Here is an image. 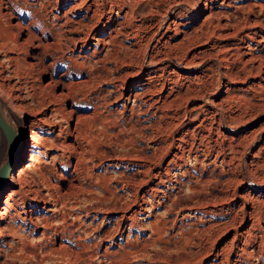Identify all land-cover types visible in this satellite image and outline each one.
<instances>
[{
  "label": "rangeland",
  "instance_id": "obj_1",
  "mask_svg": "<svg viewBox=\"0 0 264 264\" xmlns=\"http://www.w3.org/2000/svg\"><path fill=\"white\" fill-rule=\"evenodd\" d=\"M12 1L14 4L0 1V99L10 117L18 121L24 147L20 162L15 163L0 190V205L10 188L11 174L18 166L27 170L22 177L25 186L32 183V187L37 188L40 185L46 196L48 190L38 172L40 169L49 176L55 188L67 186L64 175L72 166L64 168L60 155L62 147L51 142L53 139L59 143L72 141L73 136L59 133L61 128L72 130L77 124L82 127L87 137L82 140L87 148L85 164L92 174L81 178L85 187L83 195L70 194L68 204L71 206L59 210L58 217L69 218L65 222L52 220L50 229L44 227L45 219L42 218L46 215V205L34 198V191L28 193L25 204L18 195H13L10 211L15 212L16 220L8 219L0 224V264H84L73 251L85 242L89 247L92 245L89 249L94 248L88 250L93 253L90 259L86 258L88 264H264V240L258 243L260 254L240 257L245 244L249 250L250 244H257L255 239L250 242L248 232L264 236V61L261 62L264 58H260L264 54V39L256 41L264 35V27L252 23L254 10L259 9L256 4H264V0H130L133 13L121 25H114L116 21L113 20L119 17L124 21L125 8H121V0H90L96 15L74 33L80 39H58L56 36L58 41L46 47L38 46L35 39L26 35L32 30L43 35L40 28L30 26L28 31L13 25L14 14L22 15L19 7L29 1L39 17L57 20V11L62 14L69 4L82 0L52 1L50 5L45 4V8L39 5L41 0ZM253 2L254 10H249L248 4ZM219 7L223 10L219 13L220 21H228L227 27L218 25L216 18L207 15L210 9L218 12ZM242 13L249 16V23L240 19L245 18ZM80 14L69 12L76 18L81 17ZM22 17L27 23L29 16ZM239 20L242 21L240 25L235 24ZM194 27H198L200 35L190 37ZM232 29L238 36L228 34ZM48 33L50 31L45 35ZM109 33L111 39L105 40V44L98 43L96 37ZM61 72L66 73L69 96L57 102L54 98L60 86L53 78ZM148 76V92L142 91L137 96L130 94L140 82H147ZM15 102L25 105L27 118L14 111L12 104ZM56 108L61 109L60 112ZM208 127L220 140L232 139L240 144L227 162L216 158L214 152L207 155L205 145L210 138L202 133ZM6 144L0 127V163ZM142 153L149 155L148 182L142 185L138 174L140 178L136 177L133 186L127 176L143 169L140 166ZM75 160L73 155L71 162ZM113 180H117L118 188L114 187ZM107 188L122 195L116 205L119 207H116V215L110 212L111 206L110 210L106 209L113 200V192ZM96 196H104L105 200L97 198L98 201ZM101 203L103 208L99 206ZM123 203H126L125 209L121 208ZM251 204L258 212V226L243 214L251 209ZM87 205L92 209H88L86 215L84 207ZM16 208L20 212L16 213ZM205 208L210 211L204 212ZM37 209L38 227L29 220L30 212L36 213ZM230 213L234 215L233 224L223 229L221 225ZM92 217L98 220L93 221ZM98 221L103 222L102 231L108 226L114 227L113 231L110 228L112 236L110 232L107 236L104 234V238L102 235V239L97 236L93 225ZM11 223L18 232L14 236L7 226ZM73 226H77L76 229ZM80 229L89 233L84 234ZM237 234L244 236L236 238Z\"/></svg>",
  "mask_w": 264,
  "mask_h": 264
},
{
  "label": "bare ground",
  "instance_id": "obj_2",
  "mask_svg": "<svg viewBox=\"0 0 264 264\" xmlns=\"http://www.w3.org/2000/svg\"><path fill=\"white\" fill-rule=\"evenodd\" d=\"M0 1H2V0H0ZM7 1H10L12 4H14V1H12V0H7ZM7 1L5 2V0H4V2L5 3H7ZM40 1V0H39ZM44 1V2H43ZM52 1H54L55 3H61V1L62 0H41V2H40V4L39 5H41L43 8H45V4H48V5H50L51 3H53ZM81 1V0H80ZM84 0H82L81 2H83ZM90 0H86V1H84L83 3H81V2H79V1H74V3L73 4H69V8L68 9H66V10H64V12H62V14L59 12V11H57L56 13H55V15H56V18H57V20H49V19H44V18H41V17H39V13H38V11H37V9L34 7V5H33V3H31V2H29V1H27V3H26V5L23 7V6H20L19 7V12L22 14L21 16H18V15H15L14 14V17L16 18V21H15V23H13V25H16V26H20L22 29H24V28H27V30L28 31H30V26H32V27H34V26H36V27H38V28H40L41 30H42V34L43 35H40L39 34V31H33L32 30V32H28L26 35L27 36H29V38H32V39H35L36 41H37V45L38 46H41V47H46V46H51V45H53V44H55V42H56V40H57V37H58V39H68V40H72V39H80V36L79 37H76L75 36V32H77V31H79V28L80 27H82V25L84 26V23H85V21L86 20H88V19H93V16L94 15H96V9L94 8V4L92 3V2H89ZM94 1V0H93ZM79 2V3H78ZM89 2V3H88ZM76 3H78V4H76ZM255 3H257V2H255ZM2 4V3H1ZM8 4V3H7ZM15 4H17V3H15ZM119 4H121L122 6H121V8L123 9V8H125V12H124V21H121V19H119V17H115V18H113V20L114 21H116L115 22V24L114 25H121V24H123L125 21H126V18L130 15H132V13H133V8H132V4H131V1L130 0H121V3H119ZM254 2H253V4L252 3H249L248 4V8H249V10H252L253 9V7H254ZM258 7H259V9H257L258 11L256 12L254 9V19H252V23H255V24H259V25H261V26H263L264 27V17L262 18V17H260V14H262V15H264V4H261V3H259V4H256ZM218 7V6H217ZM236 7V6H235ZM17 8V7H16ZM8 9H10L9 10V13L10 14H13L12 12H13V10L11 9V8H8ZM50 9V8H49ZM119 9V8H118ZM219 10H218V12L217 11H212L211 9L209 10V14H207V15H209L210 17H212V18H216V20H217V24L218 25H221L222 26V24H223V27L224 26H228V24H230L228 21L226 22V23H221V15H219V13H221V12H223V10H222V7H219L218 8ZM236 9H237V7H236ZM236 9H233V10H235L236 11ZM239 9V8H238ZM256 9V8H255ZM232 10V11H233ZM241 10V9H240ZM243 10V9H242ZM70 11H73V12H75V13H81L80 15H81V17H79V18H76V17H72V16H70L69 15V12ZM121 11V10H120ZM231 11V12H232ZM1 12V11H0ZM68 12V13H67ZM206 12V11H205ZM225 12H227V11H225ZM243 12V11H242ZM247 13H249V12H247ZM28 15L29 16V20L27 21V23L25 22V19H22L23 17L22 16H24V15ZM226 14H228V13H226ZM237 14H239V13H237ZM243 14V13H242ZM230 15V14H229ZM232 15V14H231ZM208 16V17H209ZM238 16H241V15H237V17ZM243 16L245 17V15L243 14ZM231 17V16H230ZM56 18H54V19H56ZM239 18V17H238ZM206 19V18H205ZM205 19H203V21L205 20ZM240 19H244L245 20V22L244 23H249L251 20L249 19V16L247 17H245V18H240ZM129 20V19H128ZM225 20H226V18H225ZM89 21V20H88ZM92 21V20H91ZM203 21H202V23H203ZM215 21V20H214ZM214 21H212V22H214ZM236 21V20H235ZM235 21H234V23H235ZM90 22V21H89ZM112 22V21H111ZM216 22V21H215ZM214 22V23H215ZM233 22V21H232ZM242 21L241 20H239L238 21V23H235V24H239V23H241ZM88 23V22H87ZM228 23V24H227ZM125 24V23H124ZM87 25V24H86ZM216 25V24H215ZM240 25V24H239ZM246 25V24H245ZM248 25V24H247ZM250 25V24H249ZM202 26V25H201ZM217 26V25H216ZM220 26V27H221ZM234 26V25H233ZM243 26H244V24H243ZM229 27H230V25H229ZM239 26L237 25V28H238ZM54 28H56V29H54ZM115 28V27H114ZM201 28V27H200ZM232 28H234V27H232ZM237 28L235 29V30H237ZM242 28V27H241ZM244 28V27H243ZM227 29V28H226ZM199 29H198V27H194V31L191 33L192 35L190 36V37H197V36H199L200 35V33H199V31H198ZM234 30V31H235ZM46 31H50V34L48 33V36L47 35H45L46 34ZM230 31H231V33H230ZM239 31H240V29H239ZM238 31V32H239ZM178 32V31H177ZM219 32V31H218ZM222 32V31H221ZM229 33V35L230 36H238L237 34V32H233V29L232 30H229L228 31ZM220 33V32H219ZM225 33V32H224ZM223 33V36L225 35ZM245 33V32H244ZM248 33V32H247ZM246 33V34H247ZM136 34V33H135ZM218 34V33H217ZM226 34H227V32H226ZM213 35H214V33H213ZM218 35H220V34H218ZM217 35V36H218ZM247 35H250L249 33L247 34ZM57 36V37H56ZM222 36V37H223ZM229 36V37H230ZM252 36V35H251ZM111 37H112V35H111V33H109L108 35H105V36H101V37H96L97 38V40H98V43L100 42V43H103V44H105V40H109V38L111 39ZM133 37H134V35H133ZM220 36H218V38H219ZM227 37V36H226ZM261 39H256V41L257 42H262V40L264 39V35L262 34L261 35ZM52 38V39H51ZM106 38V39H105ZM46 39V40H45ZM58 41V40H57ZM255 41V40H254ZM135 42V41H134ZM136 43H137V41H136ZM214 43V42H213ZM264 44V43H263ZM138 45V44H137ZM248 45V44H247ZM256 45V44H255ZM260 46V45H259ZM262 46V45H261ZM247 47H249V45L247 46ZM251 47V46H250ZM135 48V47H134ZM138 48V47H137ZM136 48V49H137ZM219 48V47H218ZM263 48H264V45H263ZM262 48V49H263ZM42 49V48H41ZM135 49V50H136ZM164 49V48H163ZM257 49V48H256ZM45 51H46V49H44ZM260 50V49H259ZM204 51H206V50H204ZM221 52H222V50H221ZM249 52V51H248ZM252 52H253V50H252ZM251 52V53H252ZM195 53V52H194ZM194 53L192 54V55H194ZM133 54V53H132ZM200 54V53H199ZM259 54V53H258ZM257 54V55H258ZM263 54V53H262ZM251 55V54H250ZM254 55V54H253ZM255 55H256V53H255ZM252 56V55H251ZM250 56V57H251ZM253 57L254 56H252L251 58H252V60H253ZM264 58V54L263 55H261L260 56V58ZM249 58V57H248ZM251 58H249V59H251ZM199 59V58H198ZM248 59V60H249ZM255 59V58H254ZM257 59H259V58H257ZM154 60V59H153ZM262 61H264V59H261V62ZM51 62V61H50ZM261 69V68H260ZM258 70H259V68H258ZM260 71V70H259ZM227 72V71H226ZM225 72V73H226ZM235 73V72H234ZM231 74V73H230ZM229 74V75H230ZM152 75V74H151ZM150 75V76H151ZM233 75V74H232ZM235 75V74H234ZM230 77H232L231 75H230ZM53 78V77H52ZM148 78V83L147 82H145V83H142V82H140L138 85H136V89L135 90H133V91H131L130 92V94H132V95H134V96H137L138 94H140V93H142V91H147L148 90V88H149V76L147 77ZM152 79V78H151ZM51 81V80H50ZM70 81V80H69ZM137 81V80H136ZM151 81V80H150ZM53 82L56 84V85H58V86H60V91H59V93H55V98H54V101H57V102H60V99L61 98H66V97H68L69 96V91H68V87H69V83H67V81H66V73L65 72H61L55 79L53 78ZM175 82V81H174ZM51 83V82H50ZM163 83V82H162ZM152 84V83H151ZM182 84V83H181ZM155 87H156V85H154ZM153 86V87H154ZM165 85H163L162 87H164ZM182 86H184V85H182ZM70 89V88H69ZM151 89V88H150ZM157 90H158V87L156 88ZM161 89V88H160ZM153 90V89H152ZM155 90V89H154ZM162 90H163V88H162ZM156 91V90H155ZM154 91V92H155ZM171 91V90H170ZM148 92V91H147ZM153 92V91H152ZM145 93V92H144ZM176 95V94H175ZM128 96H130V95H128ZM127 96V97H128ZM142 97V96H141ZM147 98V97H146ZM166 98V97H165ZM164 98V99H165ZM49 102H50V100H48ZM169 101V100H168ZM23 102V101H22ZM22 102H15L14 104H12V106H13V109H14V111H17L18 113L20 112V113H23V116H24V119L25 118H27V111H26V107H25V105L22 103ZM47 102V101H46ZM53 102V101H52ZM44 104V103H43ZM46 104V103H45ZM50 104V103H49ZM47 105V104H46ZM54 105V104H53ZM56 106V105H55ZM56 107H58V106H56ZM61 107V106H60ZM52 108V107H51ZM50 108V109H51ZM54 108V107H53ZM59 108V107H58ZM56 110L57 111H59V110H61V109H57L56 108ZM55 110V111H56ZM71 110V109H70ZM60 112V111H59ZM58 112V113H59ZM52 113H55V112H53L52 111ZM55 114H57V113H55ZM54 115V114H53ZM60 115H62V113L60 114ZM8 116H9V118H10V127H11V129H12V132H13V137H14V139H13V154H12V157H11V163H10V170L12 169V168H14V165H15V163H17L18 161L20 162V160H21V158H22V155H23V152H22V149H23V147H24V139H22V138H24V137H22V135H21V133H20V128H19V126H18V124H17V122H16V119L13 117H10V112L8 111ZM22 116V115H21ZM56 116V115H55ZM64 117H65V115H64ZM45 118V117H44ZM231 118V117H230ZM47 119V118H46ZM61 119H63V118H61ZM43 120H45V119H43ZM52 121V120H51ZM54 122V121H53ZM137 122H138V120H137ZM140 122V121H139ZM144 122V121H143ZM51 124V123H50ZM134 124V123H133ZM140 124H142V123H140ZM145 124V123H144ZM144 124H142V125H144ZM141 125V126H142ZM147 124H145V126H146ZM133 126V125H132ZM139 126V125H138ZM137 126V127H138ZM140 126V127H141ZM148 126V125H147ZM203 126V125H202ZM26 127L27 128H29V125H27L26 124ZM129 127H131V126H129ZM132 128H134V127H132ZM67 129V130H66ZM66 129H64V128H61L60 129V132L59 133H65L66 134V137L67 136H73L72 137V141H70V142H66V141H62V142H57V140L56 139H53V140H51V142L54 144V145H58V147L59 146H61L62 148V150H63V153L62 154H60V155H62L63 157H62V159H61V162H62V165H64V168L67 170V168L68 167H70V166H72V168H71V170L69 171V172H66L65 173V175H64V177L66 178V181H67V186L66 187H64V189H62L61 188V186H60V188H55V184H53L52 183V181H51V179L49 178V176L46 174V173H44L41 169L38 171L39 172V174H40V176L42 177V182L43 183H45V186H46V190H48V192L46 193V194H48V196H46L45 195V193L43 192V188L40 186V185H38V187L37 188H33L32 186L33 185H31V184H27V186H25L26 184H24V181H22V177H23V173L25 172V171H27V170H25V168H22V167H20V166H18L17 168H16V170L14 171V173L13 174H11V185H10V188L9 189H7L6 190V195H5V198H4V200H3V203H2V205H0V224L3 222V221H5V220H10L11 222H14L15 220H16V218H15V212H14V214L10 211V209H11V204H10V201H11V197L13 196V195H18L19 196V198H20V200L22 201V203L23 204H25L26 203V201H27V198H28V193H31L32 191H34V193H32V194H35L34 195V198H36V199H38V200H40V203L41 202H43L45 205H46V215L44 214V215H42V218L43 219H45L44 220V227L45 228H49V226L51 225V223L53 222V221H55V222H57V221H59V220H63L64 222H65V219L67 218V217H65V216H62L63 218H61V217H58L59 215V210H61V208L64 210V207L67 205V206H69V200H70V198H71V196L73 195V194H78L77 196H79V194L80 195H83V194H81V192L83 193V189H85V187L83 188V184H81V178L82 177H87L89 174H92V173H89V170H87V165L85 164V160L87 159V157H86V155H85V145L82 143V140H84L85 138H87V137H85V135H84V131L82 130V127L79 125V124H77L75 127H74V129H69V128H66ZM137 130V129H136ZM205 132H203L202 133V135H207L208 136V138L207 139H209L208 141H207V139L205 140V141H207V145H205V146H207V155H211L213 152L215 153V157L216 158H221V161L222 162H227L230 158H232L233 157V155L235 154V152L236 151H238L239 150V147H240V144L236 141V140H232V139H230V141H228V142H226V140L225 139H222V140H220L219 138H217V136L215 135V133H213V131L208 127L206 130H204ZM32 133V132H31ZM124 134V133H123ZM126 135H129V134H126ZM132 135V134H131ZM212 135V136H211ZM38 136V135H37ZM125 136V135H124ZM123 136V137H124ZM118 137V136H117ZM123 137H121V138H123ZM125 137H127V136H125ZM128 137H130V136H128ZM18 138H19V140H18ZM35 138V137H34ZM39 138V137H38ZM119 138V137H118ZM121 138H120V141H121ZM37 139V138H36ZM40 139V138H39ZM42 139V138H41ZM89 139V138H88ZM87 139V140H88ZM126 140H128L127 138H125ZM44 140V139H43ZM124 139H122V141L121 142H124L123 141ZM125 140V141H126ZM131 140V139H130ZM129 140V141H130ZM229 140V139H228ZM46 141V140H45ZM45 141H43L44 143H45ZM89 141V140H88ZM50 142V143H51ZM119 142V141H118ZM47 143V142H46ZM51 143V144H52ZM128 143V142H127ZM124 144V143H123ZM45 145V144H44ZM46 145H48V143L46 144ZM122 146V145H121ZM55 147V146H54ZM57 147V146H56ZM95 148V147H94ZM94 148H92V150L94 149ZM261 148V147H260ZM262 149L264 150V147H262ZM86 150H87V148H86ZM89 150V149H88ZM95 150V149H94ZM97 150V149H96ZM91 151V150H90ZM89 151V152H90ZM88 152V151H87ZM86 152V153H87ZM95 152V151H94ZM93 153V152H92ZM138 153V152H137ZM56 154V153H55ZM90 154V156H91V152L90 153H88V155ZM95 154H96V152H95ZM135 154V153H134ZM139 154V153H138ZM57 155V154H56ZM60 155H58V156H60ZM76 156V160H75V162L74 163H72L71 162V158H72V156ZM93 155V154H92ZM130 155V154H129ZM132 155V154H131ZM130 155V156H131ZM206 155V154H205ZM57 156V157H58ZM98 156V155H97ZM110 156V155H109ZM141 159L143 160V163H141L140 164V166H142L143 167V169L142 170H139V168L137 169V170H139L138 172H136L135 174L134 173H132L133 174V176H129V175H131V174H128V176L127 177H129V182H133V186H134V182H135V180H136V177L138 176V174H140L141 175V178H140V176H138L140 179V181H141V183H142V185L143 184H145L146 182H148V163H147V161H148V154L146 153H142L141 154ZM56 157V156H55ZM67 157V158H66ZM89 157V156H88ZM92 157V156H91ZM94 157V156H93ZM129 157V156H128ZM134 157H136V154L134 155ZM137 157H139L140 158V156L138 155ZM132 158V157H131ZM91 160V159H90ZM87 163V162H86ZM89 167V166H88ZM141 169V168H140ZM13 170H11V171H9V174L12 172ZM168 171V170H167ZM184 171H185V169H184ZM183 171V172H184ZM56 172V171H55ZM124 173V172H123ZM122 173V174H123ZM182 173V172H181ZM8 174V175H9ZM56 174H58V173H56ZM104 174V173H103ZM126 174V173H125ZM167 174V173H166ZM61 175V174H60ZM63 175V174H62ZM95 175V174H94ZM120 175H121V173H120ZM143 175V176H142ZM58 176V175H57ZM103 176V175H102ZM125 176V175H124ZM123 176H121V178H122ZM137 177V178H138ZM7 178H8V176H7ZM7 178H6V180H7ZM102 178V177H101ZM126 178V177H125ZM157 178V177H156ZM163 178V177H162ZM106 179V178H105ZM108 179V178H107ZM112 178H110V180H111ZM117 179V178H116ZM118 179H120V178H118ZM164 179V178H163ZM6 180H4L1 184H0V190H1V188H2V186H3V184H4V182L6 181ZM159 180V179H158ZM113 181H115V180H113ZM120 181V180H119ZM127 181V180H126ZM125 182V181H124ZM124 182H121V184H123ZM138 182V181H137ZM172 182V181H171ZM83 183V182H82ZM128 183V182H127ZM127 183H126V185H127ZM156 183V182H155ZM173 183V182H172ZM135 184H137V183H135ZM138 184H139V182H138ZM125 185V186H126ZM35 186V185H34ZM107 186V185H106ZM122 186H124V185H122ZM132 186V187H133ZM139 186V185H138ZM109 187V186H108ZM114 187L116 188L117 187V180L115 181V184H114ZM121 187V186H120ZM156 187V186H155ZM118 188V187H117ZM142 188V187H141ZM152 188H154V187H152ZM158 188V187H157ZM167 188V187H166ZM108 189V191H109V188H107ZM132 189V188H131ZM149 189V188H148ZM155 189V188H154ZM134 190V189H133ZM138 190V189H137ZM157 190V189H156ZM91 191H93V189L91 190ZM107 191V192H108ZM112 191V190H111ZM111 191H109V192H111ZM126 191H128V190H126ZM131 191V190H130ZM151 191V190H150ZM154 191V190H153ZM153 191H152V193H153ZM162 191H164V190H162ZM85 192V191H84ZM113 192V193H112ZM111 193L113 194L112 195V198H113V200H111L110 202V204L109 203H107V204H109V205H107L106 206V209L107 210H110V207L109 206H111V210H110V212L112 213V212H114V215H116L115 214V212H116V205L119 203L118 202V200H120V198L122 197V195L121 196H119V195H116L117 193L115 192V190H113ZM137 192V191H136ZM161 192V191H160ZM73 193V194H72ZM126 193V192H125ZM131 193V192H130ZM134 193V192H133ZM151 193V192H150ZM168 193V192H167ZM70 194H72V195H70ZM127 194V193H126ZM129 194V193H128ZM139 194V193H138ZM149 194V193H148ZM157 194V193H156ZM94 195V194H93ZM135 195V194H134ZM145 195V194H144ZM155 195V194H154ZM165 195H166V193H165ZM31 196V195H30ZM74 196V195H73ZM77 196L75 195V197L77 198ZM106 196V195H105ZM111 196V195H110ZM124 196H126V195H124ZM127 196H129V195H127ZM142 196V195H141ZM148 196V195H147ZM162 196H163V194H162ZM80 197V196H79ZM104 197V196H103ZM103 197H97L96 196V199L97 198H99V199H103ZM108 197V196H107ZM160 197V196H159ZM74 198V197H73ZM95 198V197H94ZM105 198V197H104ZM108 198H110V197H108ZM133 198V197H132ZM150 198V197H149ZM90 199V198H89ZM122 199V198H121ZM128 199V198H127ZM127 199H126V201H127ZM134 199V198H133ZM144 199V198H143ZM201 199V198H200ZM75 200V199H74ZM77 200H80V198H77ZM83 200V199H82ZM93 200V199H92ZM98 200V199H97ZM103 200H105V199H103ZM123 200H125L124 198H123ZM147 201H148V199H146ZM150 200V199H149ZM71 201V200H70ZM84 201V200H83ZM99 201V200H98ZM109 201V200H108ZM128 201H130V200H128ZM133 201V200H132ZM136 201V200H135ZM143 201V200H142ZM159 201V200H158ZM161 201V200H160ZM73 202H75V201H72V203ZM93 202V201H92ZM95 202L97 203V201L95 200ZM103 202V201H102ZM104 202H107V199H106V201H104ZM153 202V201H152ZM81 203V202H80ZM79 202H78V204H80ZM82 203H84V202H82ZM81 203V204H82ZM100 203V202H99ZM128 203V202H127ZM70 204H71V202H70ZM74 204H76V203H74ZM74 204H72V205H74ZM88 204H90V203H88ZM98 204V203H97ZM96 204V205H97ZM102 204V203H101ZM122 204V203H121ZM129 204H131V202H129ZM13 205V204H12ZM33 205V204H32ZM91 205V204H90ZM90 205H87L88 206V208H87V206L86 207H84V208H86V211H87V213H86V215L87 214H89V211H88V209H92L91 207H90ZM95 205V204H94ZM123 205H124V203H123ZM123 205H121V208H126L125 207V205H126V203H125V205L123 206ZM151 205V204H150ZM153 205V204H152ZM151 205V206H152ZM71 206V205H70ZM69 206V207H70ZM75 206V205H74ZM83 206V205H82ZM84 206H85V204H84ZM92 206V205H91ZM99 206H103V204L102 205H99ZM105 206V205H104ZM123 206V207H122ZM141 206H143V205H141ZM79 207H80V205H79ZM90 207V208H89ZM92 207H94V206H92ZM95 207H97V206H95ZM94 207V208H95ZM108 207V208H107ZM129 207V206H128ZM127 207V208H128ZM131 207V206H130ZM250 207H251V209L250 210H248V211H245V212H243V214H244V216L246 217V218H248V219H250L254 224V226H258V212L257 211H255V209H254V205H250ZM28 208V207H27ZM67 208V207H66ZM78 208V207H77ZM83 208V209H84ZM98 208V207H97ZM96 208V209H97ZM100 208V207H99ZM103 208V207H102ZM117 208H119V207H117ZM148 208V207H147ZM27 210V209H26ZM38 210V211H37ZM37 210H35V212L36 213H32V212H30V218H29V220H31L32 222H31V224L32 225H34V226H36V227H38L39 226V223H40V221H37V217L39 216V209H37ZM139 210V209H138ZM169 210V209H168ZM204 210V209H203ZM16 213H18V212H20V210H19V208L17 209L16 208ZM66 211V210H65ZM80 211V210H79ZM78 211V212H79ZM99 211V210H98ZM123 211H125V210H123ZM210 210H208V209H206L205 208V210H204V212H209ZM62 212H60V214H61ZM66 213V212H65ZM104 213V212H103ZM106 213V212H105ZM33 214H35L34 215V217L32 216ZM71 214V213H70ZM124 213H122V215H123ZM137 214V213H136ZM23 215V214H22ZM26 215V214H25ZM63 215H64V211H63ZM69 215V214H68ZM132 215H133V213H132ZM76 218H78V214L76 213ZM96 216V215H95ZM127 216H129V215H127ZM233 214L232 213H230L227 217H229L228 218V220L226 221V222H224L222 225H221V227L224 229L225 227L227 228V226L229 225V223H231V221H232V219L234 220V218H233ZM21 217V216H20ZM23 217V216H22ZM29 217V216H28ZM65 217V218H64ZM116 217H118V216H116ZM40 218V217H39ZM69 218V217H68ZM67 218V219H68ZM103 219H104V217H102ZM121 218V217H120ZM119 218V219H120ZM133 218H135V217H133ZM24 219V218H23ZM242 219H243V217H242ZM8 220V221H9ZM21 220V219H20ZM53 220V221H52ZM92 220L93 221H96V220H98V217H92ZM102 220V219H101ZM135 220V219H134ZM43 221V220H42ZM103 221V220H102ZM133 221V220H132ZM131 221V222H132ZM221 221V220H220ZM225 221V220H224ZM60 222V221H59ZM80 222V221H79ZM100 221H98V223H97V225L95 224V225H93V226H95V229H96V232H97V236H99V237H101L102 235H103V238H104V234L106 235L107 233H109L110 231H111V229L112 228H114L113 226H111V227H109L108 226V228H106V229H104V231H102V228L100 227V226H102L101 225V223H103V222H101V223H99ZM223 222V221H222ZM221 222V223H222ZM43 223V222H42ZM42 223H41V225H42ZM68 223H70L71 224V220L70 221H68ZM84 222L82 221V224H83ZM114 223V222H113ZM116 223H118V222H116ZM260 223V222H259ZM15 224V223H14ZM56 224V223H55ZM60 224V223H59ZM76 224H77V222H76ZM107 224V223H106ZM231 224H233V223H231ZM25 225V224H24ZM67 225V224H66ZM78 225V224H77ZM86 225V224H85ZM113 225V224H112ZM117 225V224H116ZM120 224H118L117 226H119ZM260 225V224H259ZM8 226V228H9V231H11L12 233L11 234H13V236L14 235H16V234H18V232H17V230H16V226H14L12 223L11 224H9V225H7ZM79 226V225H78ZM81 226V225H80ZM88 226V225H87ZM115 226V225H114ZM231 226V225H230ZM18 227V226H17ZM31 227H33V226H31ZM43 227V228H44ZM52 227V226H51ZM50 227V228H51ZM56 227V226H55ZM63 227H64V225H63ZM74 227V226H73ZM77 227V226H76ZM76 227H74L75 229H76ZM89 227H91V226H89ZM88 227V228H89ZM130 227V226H129ZM253 227V226H252ZM260 227V226H259ZM49 228V229H50ZM54 228V227H53ZM71 228V227H70ZM69 228V229H70ZM82 228H84V227H82ZM87 228V229H88ZM92 228H94V227H92ZM111 228V229H110ZM119 228V227H118ZM117 228V229H118ZM210 228H212L211 226H210ZM62 229V228H61ZM64 229V228H63ZM62 229V230H63ZM67 228H65V230H66ZM72 229V228H71ZM90 229V228H89ZM116 229V228H115ZM209 229V228H208ZM33 230H35V228L33 229ZM43 230V229H42ZM41 230V231H42ZM55 230H56V228H55ZM55 230H53V231H55ZM81 230H83V229H80V231ZM93 230V229H92ZM251 230V229H250ZM249 230V231H250ZM2 230H1V228H0V233H2L1 232ZM46 231V230H45ZM47 231H49V230H47ZM71 231V230H70ZM74 231V230H73ZM79 231V232H80ZM84 231V234H87V232H88V230L87 231H85V230H83ZM112 231H113V229H112ZM111 231V232H112ZM68 232V231H67ZM66 232V233H67ZM111 232H110V234L109 235H111ZM70 233H72V232H70ZM89 233V232H88ZM237 233V232H236ZM46 234V233H45ZM74 234H76V233H74ZM113 234H114V232H113ZM248 234H249V236H250V242H251V240L252 239H255L256 240V243L257 244H250V247H252L251 248V250H249L248 249V247H247V244H245L246 246H244L243 247V251H244V254H242V255H240V257H242V258H249V257H251V255H254V254H260L262 251H261V247H259V245H258V243H259V241H261V240H264V236L263 235H261V234H258V233H255V231H250V232H248ZM60 235H61V238H62V234L60 233ZM78 235H81V234H77V236ZM108 235V234H107ZM106 235V236H107ZM246 235V234H245ZM43 236V235H42ZM67 236H70L69 234L67 235ZM76 236V237H77ZM112 236V235H111ZM241 236H244L243 234L241 235ZM240 235H235V237L236 238H239V237H241ZM247 236V235H246ZM80 237V236H79ZM109 237V236H108ZM234 237V238H235ZM69 238V237H68ZM75 238V237H74ZM73 238V239H74ZM110 238H112V237H110ZM248 238V237H247ZM245 239V241L247 242L248 241V239ZM70 239V238H69ZM72 239V238H71ZM81 239V238H80ZM99 239V238H98ZM101 239H102V237H101ZM75 240V239H74ZM73 241V240H72ZM99 241H101V240H99ZM69 242V241H68ZM80 242H81V240H80ZM84 242H85V240H84ZM95 242H97V241H95ZM250 242H248V243H250ZM264 242V241H263ZM262 242V243H263ZM86 243L87 242H85V243H82V246L81 247H78V249L80 248V250L78 251V249H76L75 251H73V255H74V253L79 257V259L80 260H82L83 262H84V264H88V262L86 261V258L88 257L89 259H90V256L93 254L91 251H88V250H93V249H89L90 247H92V245L89 247L88 246V244L86 245ZM61 244V243H60ZM59 244V245H60ZM62 244H64V243H62ZM61 244V245H62ZM76 244H78V243H76ZM96 244V243H95ZM232 244H233V242H232ZM94 245V244H93ZM261 245V244H260ZM263 245V244H262ZM13 246V245H12ZM65 246H67V244L65 245ZM64 247V246H63ZM89 247V248H88ZM226 247V246H225ZM224 247V248H225ZM228 247V246H227ZM230 247H232V246H230ZM72 248V247H71ZM70 247L68 248V249H71ZM75 248V247H74ZM73 248V249H74ZM77 248V247H76ZM223 248V249H224ZM229 248V247H228ZM60 249H61V246H60ZM66 249H67V247H66ZM65 249V250H66ZM106 250V249H105ZM263 250V249H262ZM61 251V250H60ZM242 251V252H243ZM61 252H64L63 250L61 251ZM71 252V251H70ZM106 252V251H105ZM241 252V253H242ZM65 253V252H64ZM72 253V252H71ZM107 253V252H106ZM238 253V252H237ZM240 253V252H239ZM66 254V253H65ZM67 255V254H66ZM75 255V256H76ZM83 255H84V257H83ZM103 255H105L104 253H103ZM245 255V256H244ZM68 256V255H67ZM69 257V256H68ZM103 257V256H102ZM70 258V257H69ZM77 258V257H76ZM258 258V257H257ZM74 259V258H73ZM72 259V260H73ZM79 259H76V260H79ZM93 259V258H92ZM101 259V258H100ZM103 259V258H102ZM71 260V259H70ZM105 260V259H104ZM107 260V259H106ZM105 260V261H106ZM108 260H109V258H108ZM89 261V260H88ZM110 261V260H109ZM78 262V261H77ZM98 262V261H97ZM108 262V261H107ZM79 263V262H78ZM90 263V262H89ZM106 263V262H105ZM81 264V263H80ZM83 264V263H82ZM93 264V263H92ZM104 264V263H103ZM107 264V263H106ZM110 264V263H109Z\"/></svg>",
  "mask_w": 264,
  "mask_h": 264
},
{
  "label": "water",
  "instance_id": "obj_3",
  "mask_svg": "<svg viewBox=\"0 0 264 264\" xmlns=\"http://www.w3.org/2000/svg\"><path fill=\"white\" fill-rule=\"evenodd\" d=\"M0 127L5 134L7 144L4 157L0 163V184L6 180L9 171L11 157L13 154V132L10 127V118L8 116V110L0 99Z\"/></svg>",
  "mask_w": 264,
  "mask_h": 264
}]
</instances>
